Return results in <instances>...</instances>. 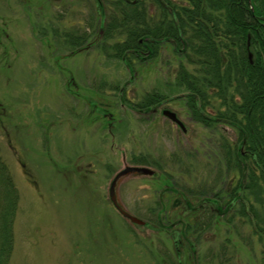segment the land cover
<instances>
[{
  "label": "rangeland",
  "instance_id": "374dc122",
  "mask_svg": "<svg viewBox=\"0 0 264 264\" xmlns=\"http://www.w3.org/2000/svg\"><path fill=\"white\" fill-rule=\"evenodd\" d=\"M92 5L0 0V155L19 192L11 263L221 264L223 249L224 264H261L262 244L245 218L228 224L211 205L212 222L195 227L212 194L194 193L202 176L227 203L234 173L219 142H235L236 133L193 118L169 48L133 60L132 71L111 42L104 51L99 16L86 31ZM149 96L160 102L147 107ZM126 167L153 173L122 177L116 188L119 204L145 226L110 199Z\"/></svg>",
  "mask_w": 264,
  "mask_h": 264
},
{
  "label": "trees",
  "instance_id": "16d2710c",
  "mask_svg": "<svg viewBox=\"0 0 264 264\" xmlns=\"http://www.w3.org/2000/svg\"><path fill=\"white\" fill-rule=\"evenodd\" d=\"M90 10L86 31L95 30L99 16L104 51L111 42L113 56L132 71L133 60H156L169 48L179 61L176 86L189 92L193 118L234 130L235 142L224 137L219 142L227 172L234 173L227 203L220 204L223 189L214 193L202 176L194 193L212 194L204 200L207 209L199 204L203 213L195 227L200 231L212 222L211 205L229 215L228 224L236 216L246 219L260 239L264 264V0H94ZM149 97L147 107L160 102ZM179 161L175 157L173 164L182 165ZM18 203V189L0 155V264H12Z\"/></svg>",
  "mask_w": 264,
  "mask_h": 264
},
{
  "label": "water",
  "instance_id": "95a60500",
  "mask_svg": "<svg viewBox=\"0 0 264 264\" xmlns=\"http://www.w3.org/2000/svg\"><path fill=\"white\" fill-rule=\"evenodd\" d=\"M250 58H252V56H250ZM163 115L165 117H167L168 119H170L172 122L176 123L179 127H181L183 130H185L183 123L179 120V118L177 117V115L171 111L165 110L163 112ZM152 171L147 169V168H142V167H126L121 173H119L114 181L112 182L111 188H110V199L112 201V203L114 204V206L116 207V209L119 211V213L125 217L126 219H128L130 222H132L133 224L139 225V226H143L145 223L143 221H141L140 219L132 216L131 214H129L128 212H126L121 205H119V202L117 200V196H116V188H117V183L119 181V179H121L122 177L128 176V175H138V176H146V175H152Z\"/></svg>",
  "mask_w": 264,
  "mask_h": 264
},
{
  "label": "bare ground",
  "instance_id": "6f19581e",
  "mask_svg": "<svg viewBox=\"0 0 264 264\" xmlns=\"http://www.w3.org/2000/svg\"><path fill=\"white\" fill-rule=\"evenodd\" d=\"M250 3H251V2H250ZM250 56H251V55H250ZM250 56H249V57H250ZM250 59H252V58H250ZM119 205H120V204H119ZM121 207H122V206H121Z\"/></svg>",
  "mask_w": 264,
  "mask_h": 264
}]
</instances>
